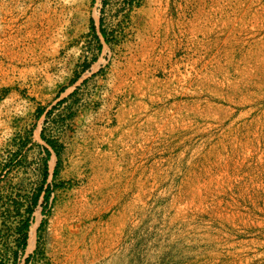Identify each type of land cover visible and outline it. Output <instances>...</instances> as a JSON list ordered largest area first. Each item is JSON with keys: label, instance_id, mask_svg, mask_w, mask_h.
Here are the masks:
<instances>
[{"label": "rangeland", "instance_id": "1", "mask_svg": "<svg viewBox=\"0 0 264 264\" xmlns=\"http://www.w3.org/2000/svg\"><path fill=\"white\" fill-rule=\"evenodd\" d=\"M0 264H264V0H0Z\"/></svg>", "mask_w": 264, "mask_h": 264}, {"label": "trees", "instance_id": "2", "mask_svg": "<svg viewBox=\"0 0 264 264\" xmlns=\"http://www.w3.org/2000/svg\"><path fill=\"white\" fill-rule=\"evenodd\" d=\"M92 23L94 26V20L92 21ZM50 143H51V145H53V142H50ZM47 155H48V157H51V151L50 150H47ZM48 176H49V174H48V170H47V172L45 173V179ZM40 195L41 194H37L33 198L32 204L27 210V213H28L27 218H25L22 221V224L18 227L19 237L17 239V242H18L19 250L15 252L16 259H18L20 253H25V251L27 249L28 240H29V231H30V227H31V219H32L33 212H34V206H36L38 204ZM44 198H45V201H48L49 200V193H45Z\"/></svg>", "mask_w": 264, "mask_h": 264}, {"label": "bare ground", "instance_id": "3", "mask_svg": "<svg viewBox=\"0 0 264 264\" xmlns=\"http://www.w3.org/2000/svg\"><path fill=\"white\" fill-rule=\"evenodd\" d=\"M252 59V58H251ZM242 62V61H241ZM245 63L246 64H249L250 66H251V64L253 63V60H248V59H245ZM243 65V64H242ZM231 69H233L234 68V66H235V64L234 63H231ZM249 67V66H248ZM222 88H225L224 86H221ZM261 85L260 84H252V83H247V84H241V85H239V89L240 90H243V91H245V90H252V89H261ZM221 88V89H222ZM218 89H220V86H218ZM217 89V90H218ZM32 240H33V234H32V236H31V244H32Z\"/></svg>", "mask_w": 264, "mask_h": 264}]
</instances>
